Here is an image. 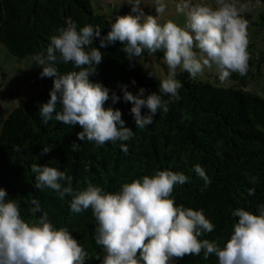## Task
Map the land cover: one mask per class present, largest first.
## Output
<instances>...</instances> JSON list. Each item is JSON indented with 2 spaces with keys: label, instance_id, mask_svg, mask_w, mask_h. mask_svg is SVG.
I'll return each instance as SVG.
<instances>
[{
  "label": "clouds",
  "instance_id": "1",
  "mask_svg": "<svg viewBox=\"0 0 264 264\" xmlns=\"http://www.w3.org/2000/svg\"><path fill=\"white\" fill-rule=\"evenodd\" d=\"M128 2L134 14L117 16L106 35H101L99 27L85 25L77 29L76 23L70 22L50 38L46 53L33 57L36 66L42 68L40 77L54 78L50 99L39 110L42 123L54 118L72 127L79 125L82 131L77 133L78 139L100 146L109 142L115 145L134 136L133 130L125 126L121 111L105 107L109 99L116 104L121 97L114 91L110 96V89L90 79L103 60L99 48L92 47L96 39L100 48L120 42L130 61L142 56L145 50L149 54L163 52L168 73L160 80V94L144 98V88L133 95L127 85H120L123 101L133 105L130 113L139 129L151 125L159 111L167 114L169 103L180 99L178 69L196 79L205 69L215 68L221 83L233 73L247 74L248 25L241 16L246 5L237 7L232 0H215L213 8L184 0L177 5L178 12L185 13L187 9L186 23L180 27L171 20L161 24L157 16L146 15L140 7L141 0ZM155 2V12L164 13L162 0ZM57 64H72L79 70L61 74ZM142 109L147 112L142 114ZM79 147L72 145L73 150ZM120 148L127 154L126 143H120ZM14 150L21 151L19 146ZM51 150L52 146H46L41 154ZM31 171L37 189L50 188L61 200L71 197V212L92 210L95 243L104 252L101 264H172L174 260L201 253L205 259L214 255L217 264H264V204L258 205V215L236 209L233 216L238 220L230 238L221 246L216 241L199 239L215 227L203 210L176 206L171 198L175 187L190 179L182 172L160 170L153 176L122 184L118 192L106 193L91 182L84 190L75 191L73 178L52 166L34 163ZM193 171L204 180L205 187L210 185L211 179L199 164L193 166ZM248 194L254 195L255 190L250 189ZM7 195L0 188V264H85L87 252L67 228L57 229L46 213L29 224L21 218L17 202L6 200ZM31 203V214L41 211L38 201L33 199Z\"/></svg>",
  "mask_w": 264,
  "mask_h": 264
},
{
  "label": "trees",
  "instance_id": "2",
  "mask_svg": "<svg viewBox=\"0 0 264 264\" xmlns=\"http://www.w3.org/2000/svg\"><path fill=\"white\" fill-rule=\"evenodd\" d=\"M70 22H75L77 29L85 25L99 27L101 35H106L111 25L106 16L93 10L90 0H0V44L16 57L46 53L50 38ZM92 47L99 48L103 60L90 79L110 89V96L114 91L121 97L116 104L109 99L105 107L119 109L134 136L115 145L109 142L100 146L80 141L79 125L72 127L54 118L42 123L39 110L50 99L54 78H41L42 68L38 67L32 85L39 89L19 98L0 128V188L6 190V200L17 202L21 218L29 224L46 213L57 229L67 228L84 248L88 255L85 264H101L104 252L95 243L92 210L73 213L70 196L61 200L50 188L37 189L31 165L64 171L73 178L75 191L84 190L91 182L106 193L118 192L122 184L153 176L160 170L182 172L190 179L177 185L171 198L176 206L203 210L215 227L199 239L223 246L238 220L233 212L243 208L258 215V205L264 204V96L244 90V76L238 73L230 76L232 85L221 86L178 71L180 99L169 103L167 114L159 111L151 125L139 129L130 113L133 105L123 101L120 85H127L133 95L144 88L146 98L152 93L160 94L162 78L144 73L137 62L139 57L130 61L118 41L100 48L96 39ZM57 67L61 74L79 70L72 64ZM146 112L142 109V114ZM74 143L80 145L78 150L72 149ZM120 143L127 144V154ZM16 146L20 152L14 150ZM46 146H52V150L42 155ZM196 164L211 179L208 187L193 171ZM250 189L255 190L254 195L248 194ZM33 199L41 209L35 215L29 212ZM172 264H217V258L212 255L205 259L201 253Z\"/></svg>",
  "mask_w": 264,
  "mask_h": 264
},
{
  "label": "rangeland",
  "instance_id": "3",
  "mask_svg": "<svg viewBox=\"0 0 264 264\" xmlns=\"http://www.w3.org/2000/svg\"><path fill=\"white\" fill-rule=\"evenodd\" d=\"M165 11L162 14L155 12V0H141L140 7L146 15L157 16L158 22L163 24L168 20L173 21L180 27L186 23V11H177V5L184 0H162ZM193 4L204 3L216 7L215 0H191ZM237 7L246 5L247 10L241 13L247 21L248 33V72L244 76V90L259 96H264V0H232ZM93 10L107 17L110 23L114 22L117 16H124L131 13V6L128 0H90ZM37 54H29L24 57L11 55L3 44H0V128L4 119L17 105L19 98L25 97L39 88L32 85L35 72L38 67L33 59ZM138 64L147 75L165 78L168 73L167 65L163 62V52L155 54H142ZM180 71L179 69L177 72ZM202 81H208L215 85L230 86L233 80L229 78L221 83L218 79L215 68L205 69Z\"/></svg>",
  "mask_w": 264,
  "mask_h": 264
}]
</instances>
